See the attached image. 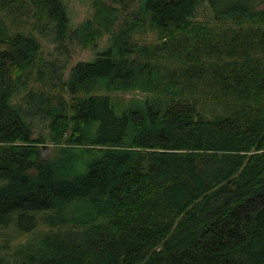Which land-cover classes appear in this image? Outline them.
Returning a JSON list of instances; mask_svg holds the SVG:
<instances>
[{
	"label": "trees",
	"instance_id": "1",
	"mask_svg": "<svg viewBox=\"0 0 264 264\" xmlns=\"http://www.w3.org/2000/svg\"><path fill=\"white\" fill-rule=\"evenodd\" d=\"M262 2L96 0L73 28L62 0H0V229L16 230L0 264H264ZM204 3L232 25L195 21ZM131 5L66 77L65 42L89 45ZM147 28L157 40L139 43Z\"/></svg>",
	"mask_w": 264,
	"mask_h": 264
},
{
	"label": "rangeland",
	"instance_id": "2",
	"mask_svg": "<svg viewBox=\"0 0 264 264\" xmlns=\"http://www.w3.org/2000/svg\"><path fill=\"white\" fill-rule=\"evenodd\" d=\"M62 1L65 4V7H66L67 12L69 14L71 25L73 28L81 25L84 21L90 20V19L95 17L94 2L96 0H62ZM105 1H108V0H105ZM253 1H257V0H253ZM258 2H259V0H258ZM130 7L131 8H129V9H125V10L121 9L119 11L118 20L110 32L106 31V30H101L100 36L93 39L91 41V43H89V45L83 47L81 45H78L77 43H76V45H71V44H69L70 42H65V45L67 46L66 51L69 50L70 54H71V58L68 59L67 63L65 64L66 67L64 70L66 73L65 74L66 77L69 75V71H70L71 67L73 65H75L78 61L94 59L98 55L97 53L99 51L105 50L110 45V38H111L112 33L115 30H119L120 26H122L125 23V21L131 20L134 17L135 13L138 12V10H136V7L132 8V5ZM259 7L264 8V2H262L259 5ZM3 12H5V11H3ZM1 14H2V12H1ZM5 14L11 15L8 11H7V13L5 12ZM30 14H31V12H30ZM211 17H212L211 8L207 3H204L197 9V12L195 15V21H198V22L202 21L203 22V21H206L207 19H209L210 22L215 25V27H219V28H224L225 26L232 25L231 23H220V22L212 21ZM6 19L10 23L11 20L14 19V17L12 16L11 18H9L7 16ZM23 20L26 21L27 17H25ZM30 21H34V20L30 19ZM41 23L45 24V21H43ZM29 26H30V24L25 23V28H28ZM42 30L46 34L50 33L49 27L45 26L44 28H42ZM36 35L38 36V38L41 42V52L39 54V57L40 58H46L49 60H53L50 58H53L55 56L54 55V54H56L55 47L57 45L55 43V41H53V35L48 34L47 36L46 35L43 36L39 33H36ZM135 39H137V41L139 43H152L153 41L157 40V33L155 31H151L147 28L143 31H139L138 33H136ZM92 42H95L94 45L96 46V48L94 46H92L93 45ZM4 46H5L4 44H0V48H3ZM63 57L65 59H67V56H63ZM47 88L48 87H44V89H47ZM22 96H23V93L16 95L15 101L20 100ZM113 96L116 100L121 101V102H125V101H128L134 97L145 98L146 94L139 92V91H136V92H117V93H114ZM35 120H36L35 122L37 123L36 124L35 137H42V138L44 137L45 138L44 139L45 142L43 145V155H46L48 153L52 154V151L54 149V143L49 140V136H48L49 128L47 127V122L43 121V120L40 121L41 119H39V118H36ZM30 226H31V222H30V225L28 227H30ZM28 227L16 226V229L22 230V229H26ZM15 232H16V230L12 226H10L8 228L0 229V235L1 236L2 235L4 236L5 234H14ZM29 236H30V233H25V236L20 237L18 240L25 241L26 238ZM4 239H5L4 237H0V243H2L4 241ZM17 241L11 243L10 251H12L15 248Z\"/></svg>",
	"mask_w": 264,
	"mask_h": 264
}]
</instances>
